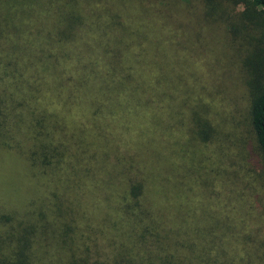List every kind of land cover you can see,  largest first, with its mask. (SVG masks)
<instances>
[{
  "label": "trees",
  "instance_id": "1",
  "mask_svg": "<svg viewBox=\"0 0 264 264\" xmlns=\"http://www.w3.org/2000/svg\"><path fill=\"white\" fill-rule=\"evenodd\" d=\"M222 1L0 0V149L45 192L3 195L0 264H264V0ZM218 45L227 136L182 93Z\"/></svg>",
  "mask_w": 264,
  "mask_h": 264
},
{
  "label": "rangeland",
  "instance_id": "2",
  "mask_svg": "<svg viewBox=\"0 0 264 264\" xmlns=\"http://www.w3.org/2000/svg\"><path fill=\"white\" fill-rule=\"evenodd\" d=\"M225 2L226 0L222 1V4L227 6ZM191 24L190 21H182L183 32H188L191 28ZM86 35L90 36V33H87ZM216 50L217 54L215 56L219 57L223 62L220 60L218 64L214 63L215 66H210L209 61L204 59V56L206 55L205 50L196 51L194 49L193 51H189L194 58V60H191L187 66L190 70V78L192 80L191 82H188L189 87L187 88V91L182 93L189 95L190 104H195L197 99L206 104L207 110H209L207 117L210 118V121L213 124L218 123L223 130L222 132L227 136V132H229L228 130H230L231 125L237 128L240 125L230 121L229 114H236L237 110L239 112L244 111L245 108L243 106L245 103L242 89L239 87H237V89L232 87L230 80V72L232 69L230 65L226 63L228 56H226L225 52L222 51L219 45L216 47ZM220 72L221 74L225 73L223 78H226L227 74L229 75L227 83L224 79L221 81L217 79V75L220 74ZM199 73L202 74V76L199 80H195V76ZM211 73L216 75V87L213 88L208 77ZM211 90L216 91V93L213 92L212 95L209 94ZM225 93L227 96L224 95ZM142 122L143 118H138L137 116H131L129 120L132 129L134 126ZM229 137L232 138V140H235L233 136ZM248 162L250 163V168H252L253 172H258L260 170L259 161L256 158L253 159V157H250ZM27 168V160L21 149H0V201L3 198V195H6L5 198L9 200L7 204H13L17 201L28 199L31 195L37 196L45 194L44 191H38L40 183ZM29 185L32 186L34 191L27 187Z\"/></svg>",
  "mask_w": 264,
  "mask_h": 264
}]
</instances>
